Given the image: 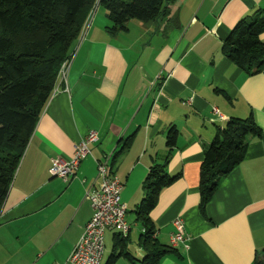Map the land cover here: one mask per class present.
Returning <instances> with one entry per match:
<instances>
[{"label":"crops","instance_id":"obj_1","mask_svg":"<svg viewBox=\"0 0 264 264\" xmlns=\"http://www.w3.org/2000/svg\"><path fill=\"white\" fill-rule=\"evenodd\" d=\"M262 8L264 0H178L169 21L129 20L115 35L106 31L107 21H89L93 8L4 198L0 264H73V247L92 217L85 193L99 186L97 161L106 154L127 212L135 213L143 198L152 165L166 164L177 176L150 212L153 237L170 245L172 221L180 218L188 240L171 244L177 251L157 264H252L264 248V69L242 72L221 46L240 19ZM250 116L261 134L249 140L244 158L221 179L202 213L203 148L230 117ZM170 127L177 138L169 151ZM89 128L98 141L89 144L91 153L76 172L67 181L51 176L52 160L71 158ZM127 212V235L136 242L129 240L124 250L140 260L143 228L136 213ZM115 235L105 231L103 254L105 239L113 244ZM115 264L133 263L120 256Z\"/></svg>","mask_w":264,"mask_h":264},{"label":"trees","instance_id":"obj_2","mask_svg":"<svg viewBox=\"0 0 264 264\" xmlns=\"http://www.w3.org/2000/svg\"><path fill=\"white\" fill-rule=\"evenodd\" d=\"M177 2L0 0V210L60 68L70 61L73 44L92 9L96 5L103 7L107 17L105 29L115 35L127 29L130 19L142 23L159 18L169 21ZM263 32L264 8L236 23L222 42V53L242 72L250 74L263 70L264 41L259 38ZM260 134L261 129L251 116L230 117L204 146L198 185V206L202 213L221 179L244 158L249 140ZM176 138V129L170 127L166 134L169 151L175 146ZM176 177L167 173L166 164H154L149 168L142 182L144 196L135 210L136 220L143 228L139 242L146 254L140 260L131 257L124 250L129 236L116 231L105 264H115L120 256L133 264H157L163 255L177 251L171 244L163 245L154 239L155 229L150 218L159 193ZM252 264H264V256L256 252Z\"/></svg>","mask_w":264,"mask_h":264},{"label":"built area","instance_id":"obj_3","mask_svg":"<svg viewBox=\"0 0 264 264\" xmlns=\"http://www.w3.org/2000/svg\"><path fill=\"white\" fill-rule=\"evenodd\" d=\"M68 63L69 61L65 62L60 68L58 76H62L61 79L64 77ZM96 141H98L97 131L89 128L84 138L74 147L71 158L52 160L49 168L50 175L67 181L76 172L79 163L91 153L89 144ZM110 159L111 154H106L97 161L99 186L85 193V199L92 209V217L83 227L73 247L70 256L73 264H99L104 249V231L114 230L126 235L130 230V225L126 221L127 206L121 197L122 184L110 171ZM172 224L174 230L170 233L171 244L185 243L188 237L184 232L182 220L175 218ZM184 246L187 247L186 244Z\"/></svg>","mask_w":264,"mask_h":264},{"label":"rangeland","instance_id":"obj_4","mask_svg":"<svg viewBox=\"0 0 264 264\" xmlns=\"http://www.w3.org/2000/svg\"><path fill=\"white\" fill-rule=\"evenodd\" d=\"M93 16H94V17H93ZM92 18H93V19H94V18H96V19H100V20H103L104 22H106L107 17H106L105 10L103 9L102 6H97V7H96V9H95L93 15L90 16L89 21H90V20L92 21V20H93ZM92 22H93V21H92ZM130 22H136V24H141V23H140L141 21L136 20V19H130ZM137 22H138V23H137ZM90 23H91V22H90ZM134 26H137V25H134ZM134 26H132V28H134ZM259 38H260L261 41H264V32L260 34ZM130 214H135V213H134V210H133V211H132V210H129V211L127 212V216H129ZM139 225H140V223H139ZM115 232H116V231H115ZM105 241H106V251H105V253L103 254V262H102V260H101L102 264H105V262L107 261V258H108V256H109V253H107V252H108V250L110 249V247L112 246L111 242H110V244L108 243V237L105 239ZM134 242H136V237H135V236H132L131 239H130V243H129V244L132 245ZM132 247H133V246H130V249H133ZM127 248L129 249V246H127Z\"/></svg>","mask_w":264,"mask_h":264},{"label":"water","instance_id":"obj_5","mask_svg":"<svg viewBox=\"0 0 264 264\" xmlns=\"http://www.w3.org/2000/svg\"><path fill=\"white\" fill-rule=\"evenodd\" d=\"M259 255L264 256V248L259 251Z\"/></svg>","mask_w":264,"mask_h":264}]
</instances>
